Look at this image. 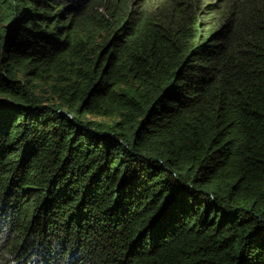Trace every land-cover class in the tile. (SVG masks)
Masks as SVG:
<instances>
[{"label":"trees","instance_id":"16d2710c","mask_svg":"<svg viewBox=\"0 0 264 264\" xmlns=\"http://www.w3.org/2000/svg\"><path fill=\"white\" fill-rule=\"evenodd\" d=\"M0 264H264V0H0Z\"/></svg>","mask_w":264,"mask_h":264}]
</instances>
